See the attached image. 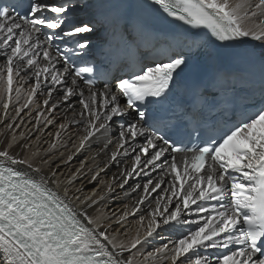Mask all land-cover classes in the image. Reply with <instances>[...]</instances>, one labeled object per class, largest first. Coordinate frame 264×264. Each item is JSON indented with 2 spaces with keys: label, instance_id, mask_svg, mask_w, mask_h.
Listing matches in <instances>:
<instances>
[{
  "label": "snow or ice",
  "instance_id": "6c2138e0",
  "mask_svg": "<svg viewBox=\"0 0 264 264\" xmlns=\"http://www.w3.org/2000/svg\"><path fill=\"white\" fill-rule=\"evenodd\" d=\"M33 103L56 131L43 155L0 143V264H264V0H0L5 136ZM98 134L104 167L61 181ZM140 178L122 214L95 207Z\"/></svg>",
  "mask_w": 264,
  "mask_h": 264
},
{
  "label": "bare ground",
  "instance_id": "6f19581e",
  "mask_svg": "<svg viewBox=\"0 0 264 264\" xmlns=\"http://www.w3.org/2000/svg\"><path fill=\"white\" fill-rule=\"evenodd\" d=\"M20 103H23V99H21ZM36 111V103H33L29 108L24 109V111L21 112L20 117H18L15 121H12L10 117L15 115V110L14 108L10 107L9 118H7L5 122L13 123L14 126L16 124H19L20 127H14V130H7V135L5 136V124L0 123V143L6 142V140L10 139L12 135H16L17 137H19L20 133H24L26 139H22L20 143H28L31 146L32 151H36L38 148L41 154L43 155L44 150L47 149L49 145L53 142V135L51 134H54V132L56 131V127L49 126L47 128H44L43 131H38L37 129L39 127H43V125L36 124ZM2 113L3 109L2 106H0V115H2ZM42 119L43 117H41V120ZM59 122H62V120L58 116L57 123ZM69 135H71L72 141L78 142L77 129L73 126L71 132H66L64 134V144L66 146H58L57 150L52 153L53 157L56 158L55 163L52 164V168H55L56 164L60 162L59 158L61 156V153H63L66 158L68 153L74 152L73 143L68 142ZM37 137H39V139H37ZM103 146L104 138L98 134L97 139L93 140L91 144L86 145L85 150H83L81 154H77L76 157L66 167L62 166L60 168L59 171L60 173H62V175H60V180H65L67 176L74 172L77 167H80V162L82 160H86L88 168L92 169L93 171H95L98 167H104V162L107 160V155H105L104 151H101L103 149ZM111 150V147H109L107 149V153L110 154ZM13 151L19 152L21 154V158H23V156L27 154L20 147H16ZM90 157L91 159H89ZM44 159H48V156L44 155ZM123 167H125V163L118 162L117 164H113L108 170H106L105 173H101L100 179L96 184L87 185L85 189V194L91 193L93 188H96L97 193L101 194L103 191L106 190L104 186L105 182L109 181L114 174L118 173L119 168ZM46 171H50V169H46ZM85 171H87V169H85ZM137 182L142 183L143 178L131 180L130 184L126 186L124 190L117 188L116 192L113 195L108 196L102 203L98 204L95 207L108 213L109 215H111L112 213H116L117 216L122 214L124 210V205L131 206L132 202L137 197V193L132 192L130 187L131 185H134ZM81 183H86V181H76L75 187H79ZM137 219H139V217H129L128 227L129 229H131L129 236L135 235V221ZM121 238L124 239L125 237ZM161 242L162 241H160V238L157 237V245Z\"/></svg>",
  "mask_w": 264,
  "mask_h": 264
},
{
  "label": "rangeland",
  "instance_id": "374dc122",
  "mask_svg": "<svg viewBox=\"0 0 264 264\" xmlns=\"http://www.w3.org/2000/svg\"><path fill=\"white\" fill-rule=\"evenodd\" d=\"M130 226V225H129ZM149 249V248H148ZM152 250L151 248L149 249V251Z\"/></svg>",
  "mask_w": 264,
  "mask_h": 264
}]
</instances>
